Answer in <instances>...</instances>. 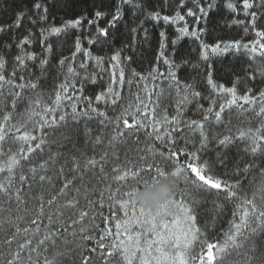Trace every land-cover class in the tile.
<instances>
[{
    "label": "snow or ice",
    "instance_id": "snow-or-ice-1",
    "mask_svg": "<svg viewBox=\"0 0 264 264\" xmlns=\"http://www.w3.org/2000/svg\"><path fill=\"white\" fill-rule=\"evenodd\" d=\"M70 5L71 0H34L31 15L21 10L14 14L11 23H0V98L11 96L15 110L17 98L28 93L27 106L18 120L13 121L11 112L0 117V264H41V260L43 264H89L90 259L97 258L100 264H264V30L256 29L258 21L264 24V0H243V12L248 18L244 31L251 28L260 38L251 47L238 41L212 46L201 42L203 25L210 16L219 10L236 13L235 0H112L110 12L98 6L91 19L81 14L62 20L59 26L49 20L50 8L67 9ZM125 11L130 12L133 22L140 23L128 27L127 33L118 32L121 22L127 27ZM26 17L29 24L40 25L39 37L31 28L26 29V35H17ZM105 17V26L101 27L100 21ZM186 18H191L190 24ZM145 20L152 27L179 25L178 35L169 41L166 31H160L158 55L150 71L132 69L126 79L124 63H131L133 56L125 53L136 47L138 33L148 39ZM240 23L244 22H230ZM85 27L91 30L86 37L82 35ZM49 36L63 37L59 43L67 49L55 65L49 59L53 54L52 42H46ZM85 38L87 45H95L99 54L94 55L91 47L84 46ZM184 38L195 44V62L190 59L191 50L176 59V45ZM117 39L121 41L119 48L113 43ZM35 40L41 46L39 53L29 50ZM105 47L111 49L108 69L104 68ZM241 49L247 55L249 71L245 77L250 74L252 79L261 78L254 85L256 95H249L248 89L237 96L234 85L225 87L213 79L208 52L223 55ZM6 55L12 61L7 76ZM161 63L165 66L163 72L159 70ZM201 64L202 74L198 71ZM181 67L197 69L196 76L202 77L201 90H196L192 75L188 79L193 83L181 81ZM33 69L37 70L35 75ZM53 69L62 75L45 101L43 82ZM104 71L109 74L106 89L94 96L84 95L85 85L96 84L97 76ZM149 83L156 89L155 101L153 92L148 90ZM69 88L73 94L68 93ZM125 89L131 98L121 105L115 117L110 119L106 111L94 106L103 102L105 108L115 111ZM165 93L173 105L171 115L167 106L156 112ZM218 96L225 102L217 106ZM67 99L75 101L69 105L71 112L61 111L53 116ZM81 100L83 108H79ZM201 100L208 102L207 108ZM193 101L198 118L185 117ZM243 112L250 115L234 124L233 116ZM128 117L132 118L131 124ZM92 124L98 133L95 137ZM53 125L61 129L59 138H38L37 133ZM148 128L152 129V133L146 132L148 138L152 139L154 133V139L169 149L167 155L149 147L135 159L126 150L121 160L117 145L127 144L129 136ZM125 129L133 132L126 136ZM81 132L86 142H91L92 155L87 154V147H76ZM52 143L57 145L55 153L44 147ZM65 145L71 147L61 152ZM97 145H104L99 159L95 154ZM174 145L179 147L173 150ZM210 146L214 159L203 160L202 155ZM233 150L237 159L229 173L226 161ZM180 155L185 158L183 163ZM149 156L154 160L159 156L160 161L148 163ZM110 162L111 168L106 171ZM164 175L184 177L180 198L171 201L175 213L165 208L154 216L138 206L135 193ZM101 184L105 186L102 188ZM96 192L100 194L101 207L107 198L110 216L115 211L122 215L114 221V230L104 228L95 246L89 248L85 242L91 241L92 232L97 231L95 224L89 227L87 223L94 219L90 210L96 202L90 195ZM209 201L214 205L211 219L198 223V209ZM227 203L234 205L233 219L222 239L208 242L206 232Z\"/></svg>",
    "mask_w": 264,
    "mask_h": 264
},
{
    "label": "trees",
    "instance_id": "trees-1",
    "mask_svg": "<svg viewBox=\"0 0 264 264\" xmlns=\"http://www.w3.org/2000/svg\"><path fill=\"white\" fill-rule=\"evenodd\" d=\"M34 3V0H0V23H11L12 19L14 18V14L18 11H23L25 13H28L31 15L30 9L32 8V5ZM111 3L112 0H71V5L69 8H57V9H51L49 11V20L53 21L56 26H59L61 24L62 20L75 18L78 15H86L89 19L92 18L93 11L96 7L102 6V10L111 11ZM237 12L236 13H230L226 10H219L217 12H214L208 22L203 25L204 31L201 35V42L212 46L215 43L218 42H230V41H238L242 45L247 44L249 47H251L254 43V41L259 40V37L255 36V32L249 28V31L246 33L244 31V27L247 24V17H245L243 12V0H235ZM105 19H102L100 21V26H105ZM191 23V18H186ZM237 21H243L244 23L240 24H230L232 20ZM124 21L127 22V27L123 22L120 23L118 26L117 31L127 33L128 27H136L139 25L140 21L136 20L133 22V18L129 11L124 12ZM85 25L87 24V21H84ZM183 23V22H181ZM39 27L40 25L37 24L35 26L29 24L27 22V17L25 19L24 24L21 25V28L17 30V35H26V29L31 28L32 31L36 34V37H39ZM95 27V26H93ZM179 27V25H165L163 27H152L151 22L145 20L144 21V28L148 30V39L145 40L144 35L142 32L138 33L135 36V45L133 51L127 52L125 54L132 55L133 61L131 63H124V71H125V78H128V74L130 70L134 69L137 72H144L147 73L150 71L151 67L153 66V61L158 55V40H159V32L164 30L166 31V34L168 36V40H175L178 33L176 31V28ZM257 30H264V24L261 22H257L256 25ZM191 30V28H190ZM91 32L90 29L85 27L83 30L82 35L89 34ZM7 39V37H5ZM63 37H56V36H49L47 38L46 42H52L53 44V54L49 57L50 63L55 65L59 59L63 58L62 53L67 54V49L64 45L60 44L59 41L63 40ZM84 46L91 47L93 50V54L97 55L99 52L96 49L95 45L89 46L86 43V38L83 41ZM262 43H264V40H261ZM115 44L116 48L121 47V41L119 39L115 40L113 42ZM27 48V46H25ZM40 44L38 40H35L31 46V51H35L37 53L40 52ZM172 45L169 44V48L171 49ZM176 48L178 49L176 59L179 60L180 56L187 55L189 51L191 50V57L190 59L195 62V58L197 56V52L195 49V44L192 40L189 38H184L180 41H178ZM17 50L15 46H13L12 52L15 53ZM103 52L105 54V63L104 68L108 69V56L111 55V49L108 47H105L103 49ZM209 55V62L211 64L212 68V75L213 79L218 84H223L225 87H232L233 85L236 87L237 90V96L243 95L248 89H251V92L249 95H256L257 90L254 87V85L258 84L260 81V77L257 76L255 79H252L250 77V74L248 77H245L244 73L249 71L247 68V55L244 49H241L240 51H229L223 55L213 54L210 51L208 52ZM6 58L9 60V65L5 70V75L7 76L8 73L11 71V57L6 55ZM259 59V57H258ZM80 57H76L77 64L79 63ZM68 62L66 61V64ZM159 70L163 72L165 70V66L161 63L159 65ZM36 69H33V73L35 75ZM115 71H119V68H116ZM197 69H193L190 67H181L178 72V77L183 82L187 83H193L192 80L188 79L189 75H192L195 77V88L197 91L201 90L202 83H201V76H196ZM198 71L202 74L204 72L203 64L200 65ZM20 73L18 72V76ZM62 74H58L55 69L50 71L47 74V79L43 82V92H44V99L45 101H48V97L51 96L54 86L59 83L60 76ZM71 79V77H70ZM109 80V74L107 71H104L100 73V75L97 76V83L91 84L87 83L84 87V95L87 96H94L101 91L106 89L107 83ZM238 81V82H237ZM143 83V82H142ZM149 91L153 92L152 99L155 101V91L156 89L153 87L152 83H149ZM8 89L5 87L4 92L7 93ZM137 91V85L134 83L132 87V92L135 93ZM69 94H73V89H68ZM28 95V93H22L20 98H17L16 100V108L15 110L12 109L11 104L13 98L11 96H6L4 98H0V117L5 112H11L13 115V121L18 120L20 118V114L24 113L25 107L27 106V100L25 97ZM122 99L121 101L115 106V111H113L111 108H105V105L102 103L96 106L101 111H106L108 117L111 119L119 114L120 107L122 104H127L128 99L131 98L130 94L125 89L122 93ZM142 95V94H141ZM203 95V93H202ZM217 106L221 103H224V99L221 97L216 98ZM75 101L71 99L63 100L62 103L64 105L63 108H61L59 111L54 112L53 116H58L61 111L65 112H71V105ZM201 104L204 105L205 108L208 107V102L201 100ZM50 103V102H49ZM242 103V101H241ZM160 106L156 108V112L159 113L161 108L167 106V110L169 112V115H171L173 111V105L170 102V98L167 97V93H165V96L161 98L159 102ZM194 105L195 101L193 103L189 104L187 107V110L185 111L184 115L185 117L189 118H198L196 113L194 112ZM84 104L83 101H80L79 108H83ZM244 108H248V105H243ZM79 110V109H78ZM233 110L234 109H230ZM242 111V110H241ZM250 113L243 112L242 115H239L238 117L236 115L233 116V123H237L238 121H244L246 116H249ZM45 118L51 120L52 117L46 116ZM39 119V117H38ZM129 123L131 124L132 118L128 117ZM81 127H83V124H81ZM111 130V125L109 126V131ZM60 127L59 125H53L51 127H45L42 132L37 133L38 138L40 136H43L45 140L52 141L60 136ZM133 129H125L126 136L128 133H132ZM147 133H152V129L148 128L145 130H141L135 133V135H131L128 137L127 144L124 145H117V152L118 155L121 157V160L123 158L124 152L127 150L128 154L131 158L135 159L138 154H145L147 152V149L149 147H152L158 151H164L165 155H167L169 149L165 147L162 143V141H157L154 139V133L153 138L149 139L146 135ZM161 132H164V129L161 128ZM96 131V125L92 124V136L95 137L97 135ZM175 135H180V133H176ZM167 139V137H165ZM76 147L80 149H85L86 147L89 149L87 152L88 155H92L93 153L90 151L91 149V142H86L85 137L83 136L82 132L76 139ZM44 147L48 148L50 147L51 151L53 153L56 152L57 145L55 143H52L50 146L45 145ZM71 147V145H65L63 148L60 149L61 152H67L68 148ZM104 145H97L95 146V154L97 159H99V154L101 150L103 149ZM176 147H179V145H174L173 150H175ZM136 149H139V153H137ZM46 153H41V155H45ZM83 158H81L82 160ZM115 158H111V160L114 161ZM184 156L180 155V161L184 162ZM203 160H211L214 159V153L211 151V146L208 152L204 153L202 155ZM237 159V153L235 150H233L230 153L229 159L226 161L227 169L230 173L231 168L233 166V161ZM160 157L156 156L155 160L149 156L148 163L153 162H159ZM23 164L24 161H21ZM111 168V162L106 166V171H109ZM71 178V177H69ZM63 179V178H62ZM258 180V178H257ZM75 182V181H74ZM57 186H59V183H57ZM104 184H101L100 187H104ZM250 194V192H249ZM45 196L47 197V193H45ZM180 198V192L177 196V199ZM90 199L92 201H95L94 208L90 210V215L94 217L93 220L87 221L89 224V227L91 224H95L97 226V231L92 232L93 239L91 241L85 242L89 248L95 246V242L98 239L99 234L103 233L104 228H112L114 230V221L117 220L119 217H121L122 213L119 211H115L114 215H109V208H108V201L105 197L103 201V207H101V200H100V194L98 192L91 193ZM83 203V201H81ZM218 203H222V201H218ZM47 207V206H46ZM214 208V205L209 201L206 204H202L199 211V217H198V223L201 222L203 219H211V213ZM234 208V205L232 203H227L224 206V211L216 216L215 218V224L213 227L209 228L206 232V237L208 242H216L219 239H222L223 233L228 229L230 221L233 219L232 217V210ZM239 211H237L236 215L239 216ZM44 223L46 224L47 221L45 220ZM3 244V238L0 237V246ZM93 256H96L95 253L92 254ZM41 264H43V261L41 260ZM89 264H100L99 259H90Z\"/></svg>",
    "mask_w": 264,
    "mask_h": 264
},
{
    "label": "clouds",
    "instance_id": "clouds-1",
    "mask_svg": "<svg viewBox=\"0 0 264 264\" xmlns=\"http://www.w3.org/2000/svg\"><path fill=\"white\" fill-rule=\"evenodd\" d=\"M183 179V176L173 175L157 178L147 187L135 193L138 206L154 216H159L165 208H169L170 212L175 213L176 210L171 207V201L178 196Z\"/></svg>",
    "mask_w": 264,
    "mask_h": 264
}]
</instances>
